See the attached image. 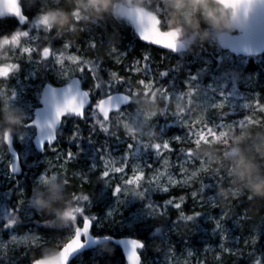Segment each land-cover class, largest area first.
<instances>
[{
    "label": "rangeland",
    "instance_id": "1",
    "mask_svg": "<svg viewBox=\"0 0 264 264\" xmlns=\"http://www.w3.org/2000/svg\"><path fill=\"white\" fill-rule=\"evenodd\" d=\"M51 3L52 5H57L58 2L62 4L66 2V0H23V7L27 11H30L33 15L37 14V11L43 9V6L46 3ZM26 5V6H25ZM35 17V16H34ZM34 17L32 19H34ZM37 18V17H36ZM167 18L165 19V24ZM45 21L41 20V27L43 28V23ZM76 27V26H75ZM31 24L29 29H31ZM166 31L172 32L175 36L179 38V42L181 44L182 37L180 33H176L171 28L167 27ZM44 29V28H43ZM77 33L79 38L81 39L83 49L80 53H75L73 55H79L80 57L86 59L88 56L94 55L98 50L104 53V59L106 62L111 63L115 69H121L123 74H127L128 78L131 80V77L140 76L141 78H145L143 69L145 67V63H141L139 59H130L129 55L131 52L135 51V44L132 42L131 39H127L124 44L118 42L117 44H113L111 42L103 43L99 40L97 42V48L95 50L91 49L89 46V39L96 38L95 29L90 27V24H85L82 26H77ZM23 35V34H22ZM219 35L213 37L212 41H215L217 44ZM3 44V41L0 43ZM6 45L10 44V41L5 43ZM184 49V48H183ZM126 54L123 55V54ZM119 55L122 63L117 64L115 63V56ZM60 55L59 61L62 58ZM3 58H8L7 55H3ZM64 58V57H63ZM158 59V60H157ZM69 60V67L73 63L68 57ZM139 60V63L136 67L142 69L140 74H136L134 71L129 72L128 67L131 66L134 61ZM157 63L163 65L165 68L173 62L174 58L172 56L163 57L161 53H156V57L152 61H156ZM7 63V62H6ZM151 69L152 76H155L158 72L157 69L151 64H149ZM233 63H230L225 68L218 69L216 71L212 70H200L197 73H191L189 69H184L183 78H181V83L186 89V82L188 81L189 77L193 75L198 76V80L196 83L200 85V88L204 91L209 92V103H218L223 101L225 104L226 110H233L239 111L244 109L242 106L244 103H250L248 100V95L242 93L240 88L244 90H250L255 86V79L254 74H235L233 72ZM206 71V72H205ZM36 72V68L31 70H27L22 78L18 76H12L8 80V85L0 83V105L2 108L3 114H8L11 112H15L19 117V122L16 125H24L27 117L29 119L32 118V111L31 113L28 111L30 102L27 96H31L36 92V86L38 84L33 80L32 75ZM177 71H174L176 73ZM74 74L81 75L78 71ZM226 84V87L222 89L223 97L220 96L218 93L221 90L220 85ZM14 89L17 93L16 100L12 102V97L10 95V89ZM211 89H215L217 91H210ZM40 88V87H39ZM169 90L179 92L176 89L169 87ZM187 90V89H186ZM195 91V90H193ZM39 94V93H38ZM160 102H156L158 107L163 109V114L155 115L147 124L146 127L140 129L139 132H133L131 135L127 134V137H124L120 140L130 139L134 137L138 142V146L140 147L141 144H146L149 140H155L157 136L160 135L159 129L163 126L165 129H168L169 126L177 128V130L181 131H174V133L168 138L170 140L171 147L176 145V149L178 145L181 144H188L194 145L190 141L187 143H177L173 137L182 136L186 137L188 129L182 128L178 124L174 123L172 118H176L177 120L181 119L183 116H187L189 120L193 122H198L205 116L204 108L206 106H202L198 101L191 100V102H187L183 99L177 98L175 96L169 97L163 94H160ZM208 99L201 95L200 100L203 101ZM142 108V107H141ZM223 109V110H224ZM222 110L217 109L216 111H209L206 115V120L209 124L213 122H217L218 119H221ZM142 113L143 108L141 110H136L132 115L128 114H121L116 120L122 121V124L125 128V125H134L137 128H140L142 124ZM264 115V114H263ZM220 117V118H219ZM253 119H263L262 115H255L251 117ZM187 122V121H186ZM192 128L194 130L198 128H202V125H197L192 123ZM249 128V126L244 127L243 129ZM23 132V131H22ZM22 132H17L16 136L22 134ZM235 131L226 129L224 131V135L217 138L213 136L210 140L201 137V141L199 144L202 143H209V144H217L220 140L228 141L230 138L229 133L234 134ZM126 133V132H125ZM14 138V137H13ZM167 138V137H165ZM195 137H192L194 139ZM32 136L26 137L23 141L19 140L18 138H14V144L16 145V149L19 153V158L24 167L32 166L34 169L39 170L35 176V184L41 191H44L45 184L49 179L56 180L57 182H64V169L60 168L59 165L63 164L62 159H57V155L61 157V153H53L50 157L48 154L40 155L39 157L33 158L32 151V144H31ZM132 142L131 140L126 141L124 144H120L117 141L111 142V149L112 152L117 156H122L127 151V143ZM3 139L0 141V153L4 151L2 148ZM162 156L165 157L163 160H158L155 157L154 152L151 150H146L142 152L138 156V161L130 160L128 165V174L132 175V165L133 163L140 162L141 166L143 167L144 171L146 172V179L151 177L154 173L155 169H160L163 171L162 168H170L171 164L169 163L168 158L175 163L177 159V154L168 153L167 150H161ZM217 156L221 157L220 164L214 162V157L210 156H199L196 158V165L189 166L188 168L184 169V176L187 179L188 188L187 189H179L175 188V190L180 192H187L189 195V200L194 201L191 198L190 193L192 191H196L197 185L196 182L199 178L207 177L213 178L217 182L224 183L227 187L225 189L226 196L215 195L217 204L219 205L218 208H212L210 205L201 207L200 203L194 201L192 206L190 207V212L193 213L195 211L203 212V214L198 217L196 220L189 221L185 219V221L173 223L169 230H166L163 235V245L159 248L156 252V255L153 258V263L151 264H166L165 261V253L168 245H172L174 252L170 254L169 259L171 260V264H210L207 259H205V253L209 256V259L214 260L215 263L220 264H252V258H250L249 253H253L255 249V245L252 244V239L256 238L258 240L259 235L261 232H264V218L257 220L256 224L253 226H248L243 220L240 222L241 226H237L233 223V220L243 216V211L239 212V209L235 207L236 201L243 200L245 197L248 199L249 195L246 190H236V186L231 183L233 177L231 175L230 168L226 169L228 156L224 160V156L226 155L225 152L216 153ZM47 161H51V167L46 163ZM166 162V163H165ZM151 163L153 165V169H149L147 164ZM8 161L5 160L4 163L0 164V200L2 197L6 196V190L10 189L13 190L14 185V177L10 175L8 172L9 168L7 167ZM229 167V166H228ZM45 168H49V175L47 176L46 181H40L39 176L45 173ZM56 169L61 174L58 175L55 172H52V169ZM214 169H218L214 171ZM175 176H179L178 169H172ZM30 172V171H29ZM32 172V171H31ZM88 173V172H87ZM39 174V175H38ZM29 177V175H28ZM221 177L223 179L221 180ZM76 179H80V182H83V178L78 173L75 176ZM138 180L142 179L141 177H137ZM92 183L90 186L91 194L90 196L93 199V203L91 207H94L96 210V217L98 218L99 223H94V233L99 234V231L102 229L113 228L114 233L123 232L129 234H138L139 231L146 229L149 227V214L146 210L145 202V189L138 186L135 181L131 184L125 185L123 190L122 199H125L126 202L124 205L117 206L115 204V198L112 196V190L108 188V185L104 183L102 180L99 179V175L97 178L92 179ZM118 182V175L113 178V186ZM146 183V182H145ZM167 185V178H164V182L161 185ZM173 190V189H172ZM172 190L170 192H172ZM22 190L20 189L14 195L13 203H17V197L19 192ZM133 191L142 193L141 198H137ZM168 194V193H167ZM165 195L162 192H154L150 193V198L153 197H160ZM239 197L240 199H236ZM30 197L25 199V210L23 211L24 214L29 215L33 208L30 206ZM235 207V208H234ZM118 208V211H114L112 217L107 218V213L113 209ZM221 209H223L227 214V220L222 222L226 228L228 233V240L221 241L219 232L216 234L213 233L214 224L209 219V216L218 217L220 215ZM26 218V217H25ZM28 218V217H27ZM149 222V223H148ZM148 223V224H147ZM257 226H260L257 231ZM17 229H8L6 231L0 230V243H6L12 235H22L25 233H36L39 236H43L39 234L34 225L25 226L24 224H19ZM175 228L174 231L172 229ZM72 234H67L65 236V241L71 236ZM166 242L168 245H166ZM224 243V249L220 248V244ZM28 246L35 244L36 247H40L44 244L37 243L34 237H29L27 241ZM23 247L20 248H9L6 250V255L0 257V264H25L21 261L18 257H13L12 253L16 251H20ZM113 246L110 245H103L102 247L96 248L91 250L88 254H83L78 257L73 264H124L123 259L120 257H112L113 253ZM225 249H231V253L226 251ZM191 251L193 253L192 256H188V252ZM98 253L104 254L103 258H100ZM220 256V259L217 260L216 257ZM150 264V263H149Z\"/></svg>",
    "mask_w": 264,
    "mask_h": 264
},
{
    "label": "snow or ice",
    "instance_id": "2",
    "mask_svg": "<svg viewBox=\"0 0 264 264\" xmlns=\"http://www.w3.org/2000/svg\"><path fill=\"white\" fill-rule=\"evenodd\" d=\"M26 6V5H25ZM260 9H264V5L260 6ZM122 12L129 13L126 16V21L134 28L136 34L142 41L147 42L150 45H156L161 48L160 45L153 44L150 40H147L144 36V33L141 27L138 25L135 17L130 14L129 9H122ZM5 17H15L18 21L19 25H24L29 23L28 17L24 14V7H22V3L17 4V11L15 14H9L5 11H0V19ZM31 21V27L33 33L30 34L27 30H21L17 28L14 32L10 35L0 36V39L9 40L13 35L18 33H23L24 37L27 40V46L23 49L17 48L15 51L17 53V61L15 63V67L9 70V74L7 77L0 79V83L7 84L10 77L14 76L20 68V59H26L29 62H33L37 66H41L46 61H53L54 68H55V75L58 80L63 81V87L56 88L52 86H48L45 88L42 102L45 105V108L42 113L37 114L36 119H29L27 117L24 129L21 135L15 136L19 140L23 141L26 137L34 136L38 147L41 151L46 152V150L50 149L53 153L59 152V150L55 147L58 143V137L62 135L59 131V126L64 122L65 118L67 117H75L79 120L85 121L86 124L89 125V132L91 134H95L96 127L98 122L104 119L101 111L99 110L100 105L102 104H111L115 111H112L108 115V119L111 120L114 116L119 117L122 113L125 112L126 106L131 105L132 97L136 95V91L132 87L131 80L129 78H125L123 76H119L116 71H111L105 69L103 64L97 62L94 59H84L79 55H69L67 54L68 51L73 47L70 43H63L61 49H55L52 44L48 45H40V34L42 31L41 28V20L36 18ZM124 21V20H122ZM222 40L225 41V47L231 49L233 51H249L253 45L256 46H264V15L253 16L251 15L246 28L239 32L236 35H232L230 37H222ZM89 46L91 49L95 50L97 48L96 40L89 39L88 41ZM177 50L183 49L182 44H177ZM171 52H174L173 49H166ZM65 52L69 59L73 61L71 66H68L67 60L64 61V64L59 62V58L61 52ZM123 55L126 56L124 53ZM143 61L145 62V67L143 69L145 79H139L137 84L147 88H156L161 94L165 96H175L177 98L183 99L187 102H191V100L198 101L202 106H206L204 108L205 116L198 122H193L188 119L187 116H183L181 119L177 120L176 118H172L174 123L178 124L182 128H187L188 132L186 137L176 136L173 137L177 143H187L191 142L194 145H198L201 141V137L205 139H211L213 136L219 138L224 135V131L226 129L239 131L242 130L246 126H264V119H253L249 116H245L243 119L232 123V122H225L222 119H218L217 122H213L209 124L206 120L207 113L211 111H216L217 109L223 110L225 108V104L223 101L218 103H209V96L208 91H204L200 88V85L196 83L198 80L197 75H193L189 77L186 84V91H170L169 87L162 86L161 84L157 86L159 81H156L152 77L151 69L148 65V61L151 59L150 54L145 53L142 57ZM115 63L120 64L122 60L119 55L115 56ZM139 63V60L134 61L131 66L128 67V71H134L136 74H140L142 69L136 67ZM85 69L90 74L93 80V86L91 89L84 90L80 87L81 84V77L83 76ZM179 69L177 65L171 71H176ZM78 71L81 76H75L74 73ZM169 70H163L159 72L160 80L168 75ZM226 87V84L220 85L219 95L223 97L222 89ZM138 88V87H137ZM10 95L12 97V102L16 100L17 93L14 89L9 87ZM122 89V91H121ZM195 90V91H193ZM210 91H217L215 89H211ZM201 95L208 97L203 101L200 100ZM94 96L96 97L95 102H93ZM258 97V96H257ZM75 98L78 104L79 113H71L64 116H59L50 111L48 105L51 104H62L64 102L72 103V99ZM244 109L249 111H259V113L264 114V103H260L259 99L257 98L255 106L251 103H244L242 106ZM227 112H223L220 117L227 116ZM219 117V118H220ZM187 121V122H186ZM192 123L197 125H202V128H198L194 130L192 128ZM78 127V126H77ZM101 131V130H100ZM161 133L163 129H160ZM13 137H10L8 142L4 145V151L0 153V164L4 163L5 160L8 161L7 167L9 171L12 173L19 172V156L16 151L13 150ZM83 140V132L82 130L73 131L71 136L69 137L68 143L71 145L75 143L77 138ZM192 137H195L192 139ZM131 140L132 142L127 143V151L119 157L113 156L111 154L110 149H96V156L97 153H103L98 156L99 161L103 165V170H100V164H93L89 167L88 173L82 172H75L73 173V177H75L78 173L83 178V183H88L89 180L87 177L90 173H95L99 171V179L102 180L104 183L108 185V188L112 190V196L115 198V204L117 206L124 205L126 200L122 199L124 186L131 184L133 181L142 188L145 189V203L149 206H155L160 210V215L162 217H168V209L171 208L177 211V219L184 220L187 219L189 221L196 220L200 217L203 212L195 211L191 214L186 213L183 210V206L186 203V198L184 195H180L177 197H171L163 201V210H161V205H157L153 203L150 199L149 194L154 192H162L164 194L169 193L172 189L179 188V189H187L188 183L187 179L184 176V169L188 168L189 166H195L197 161L194 158V154L191 151V148H184L181 147L179 149V154L177 155L176 162L173 163L170 158L166 157L171 164L170 168H162L161 171L159 168L154 170V173L151 177L146 179V172L144 171L143 167L141 166L140 162L133 163L132 165V175L128 174V165L130 160L138 161V156L142 153V149L138 146V142L134 137L130 139L120 140L117 139L116 141L120 144L126 143V141ZM91 139H89V143H91ZM47 145V147H45ZM78 152L74 154L71 149H69L66 153V159H64L63 164L59 165L60 168L64 169V176L65 179L70 182L67 177V165L78 159L80 154V144H76ZM161 148L167 150L168 153H173L175 150L170 145V140L162 136V141L159 145H154L152 151L155 154V157L158 160L165 159L162 156ZM147 149V146H145ZM59 154L57 155V159H59ZM49 167H51V161L46 162ZM149 169H153V165L151 163L147 164ZM179 170V176H175L172 169ZM52 172L60 175L61 173L56 169H52ZM49 175V168H45V173L39 176L40 181H46L47 176ZM118 175V182L113 186V178ZM137 177H141L142 179L138 180ZM167 178V185L168 186H161L164 182V178ZM223 177H221V180ZM146 182V183H145ZM212 184H208L205 182H201L200 187L196 191H192L190 193L191 198L194 201L200 203V206L203 208L205 206L210 205L212 208H218L219 205L217 204L215 195L205 196V192L207 189L212 188ZM75 196V193H74ZM86 201V207L82 210L81 216L79 218L78 224L75 228V234L70 239L67 244L63 246L61 249L64 256H65V264H69L71 257L80 252L87 244L88 241L91 240L92 244L96 245L99 242V238L93 239L90 236V231L92 228L93 223H99L98 218L94 214H90L91 206L93 203V199L90 195H83L82 197ZM236 199H240L236 197ZM178 201V202H177ZM25 201L23 199V193L19 192L17 197V208L13 211H8L4 217L6 223L4 224L5 229H9L14 227L17 223H19L18 213L20 211H24ZM81 211V210H77ZM114 211H118V208L113 209L107 213V218L112 217ZM209 219L213 222L214 228L213 233L216 234L219 232L220 240L227 241L228 240V233L226 228L222 222L227 220L226 212L221 209L220 215L218 217L209 216ZM246 217L240 216L239 218L233 220V223L236 224L238 227L241 226L240 222L245 220ZM177 221L175 220L173 223L175 224ZM260 226H257V231ZM175 228L172 229L174 231ZM156 233H160V229H156ZM34 237L37 243H49V241H45L36 233H25L22 235H12L6 243H0V257L6 255V250L9 248H20L23 247L25 250V254H27L30 250H33L36 245L32 244L28 246L27 241L29 237ZM83 237V239H82ZM105 239L109 240V236H104ZM124 245L125 249V257L127 260V264H142V260L140 255L138 254L139 251L144 249V244L142 241L129 239L126 241L120 242ZM252 244H257V239H252ZM166 245L168 243L166 242ZM59 247V245H57ZM224 243L220 244V248L224 249ZM229 253H231V249H225ZM134 252L136 255H134ZM174 252L173 246L168 245L165 253V261L166 264H171V260L169 256L171 253ZM97 255L100 258L104 257V254L98 253ZM193 253L191 251L188 252V256H192ZM250 258H252V264H264V258H255L253 253H249ZM217 260L220 259V256L216 257ZM30 264H41L39 260H35L34 262L30 260ZM178 264V262H177Z\"/></svg>",
    "mask_w": 264,
    "mask_h": 264
},
{
    "label": "trees",
    "instance_id": "3",
    "mask_svg": "<svg viewBox=\"0 0 264 264\" xmlns=\"http://www.w3.org/2000/svg\"><path fill=\"white\" fill-rule=\"evenodd\" d=\"M22 4H23V0H22ZM70 7L71 6L66 2L63 4L61 2H58L57 5H52L49 2L43 6V9H63L65 11H68L70 10ZM141 7L153 13H156L160 19V25L162 29L164 30L168 29L167 28L168 26L165 24V19L168 16V9L162 3V0H145L144 5ZM24 10H25V14L29 19V23H27L23 27H20L18 23L13 19L11 20L0 19V36L10 35L17 28H20L21 30H27L30 32V34L33 33L32 28L29 29V26L31 24V21L33 20L32 18L38 14L40 9L37 11V14L34 15L30 11H27L26 9ZM80 15L81 14L79 12L73 13V16L75 17L73 23L75 24L76 27L77 26L80 27L85 24H90V27L95 29L94 31L96 34L95 40H99L105 44L106 42H111L113 44H117L118 42H120L121 44H124L127 41V39H131L132 42L135 44V51L130 53L129 58L130 59L137 58L141 61L142 64L145 63L142 59L143 55L145 53L150 54L151 59L147 63L151 64L152 66L155 65L158 72L155 76H152L150 78H154L156 81H159L157 86L161 84L162 86L176 89L179 92L186 91L185 87L181 83V78H183L184 75L183 74L184 69H189L191 73H197L198 70H200L201 72L203 70L216 71L218 69L227 67V65L230 63H233L234 66L233 72L235 74L237 73L254 74L255 86L250 90H244L240 88V91L248 95L249 97L248 100H250V103L253 106H255L257 98L259 99L260 103H264V54H261L260 56H248V58H242V57L235 58L229 55L226 51L224 52L216 44L215 41H212L213 37L210 41L206 43H201L198 41L197 43L192 44L189 48L182 49L180 52H178V54H174L168 51L163 52L158 49H153L150 46L141 43L138 40V38L135 37L132 27L126 21H122L124 19L121 16L114 17L112 15H104L102 18L99 19L92 18L89 20H82L80 19ZM172 30L176 31V33H179V31L176 29H172ZM22 34L23 33H18L16 35H13L9 40L0 39V43L3 41L4 44V45L0 44V64H7L8 66L11 67V69L15 67V63L17 61V53L15 50L17 48L23 49L24 47L27 46V40ZM39 34H40L39 43L42 46L52 44L55 49H61L62 44L67 42L73 45V47L67 53L69 55L80 53V51L83 49L81 39L79 38L77 32L72 33L65 31V33L62 36H57L55 29L46 32L42 28V31ZM7 41H10L9 45L5 44ZM156 53H161L162 56L165 58L166 56H172L174 60L173 62L171 61V63L165 68L163 65L157 63L158 59L156 61H152L156 57ZM67 54L63 51L61 52L62 58L59 61L61 64H64V61L67 60L68 62L66 63L70 65ZM3 55H7L8 58H3ZM86 59H94L97 62L103 64V67L105 69L116 71L119 76L128 78L127 74H123L121 72V69H115V67L112 66L111 63L106 62L104 59V53L101 52L100 50H98L94 55L88 56ZM19 63H20L19 71L15 74V76H18L19 78H22L27 70L36 68V72L32 75V78L38 84V86H36L37 90L35 94L31 96H27L30 102L28 111L31 113V111L38 106L37 98L40 90L39 87L44 82L50 81L53 85L58 86L61 85L63 81L57 79L55 75V68L53 65L54 62L51 60L44 62L41 66H37L33 62H29L26 59H20ZM177 65L179 66V69L176 70L177 71L176 73H174V71L171 70L174 69ZM163 70H169V72L166 77L160 80L159 72ZM81 79L83 81V87H86L87 89L92 88L93 80L90 74L87 72V69H85V72L81 77ZM139 79H145V78H141L140 76L131 77L132 87L134 88V91H136L137 94L133 96L132 104L126 107L125 112L122 114L132 115L136 110H141L143 102L149 99L155 102H160L161 93L156 88H147L138 85L137 81ZM95 99L96 97L94 96L93 102H95ZM222 112L228 113L227 116L221 117V119L225 122L235 123L240 119H243L245 116L252 117L253 114L262 115L264 119V115L262 113H259L258 110L249 111L247 109H242L239 111L233 110V112H231L230 110L224 109L222 110ZM4 116L5 114L2 113V108L0 105V129L7 126L3 120ZM16 126L17 127L14 126L13 132L11 134L12 136H14L15 139L17 132H22L24 129V125H16ZM160 129H163L162 133ZM160 129H159L160 135L157 136L154 141L149 140L148 142H146V144L140 145L142 152L146 150L152 151L154 145H159L161 143L162 136L169 138L174 133V131H181V130H177V128L172 126H169L168 129H165L163 126H161ZM79 130H82L83 132V140L79 139L78 137L75 143L70 145L68 143V140L69 137L71 136V133L73 131H79ZM60 132L62 133V135L58 137V143L55 145V147L61 153L60 159H62L63 162L64 159H66L67 151L71 149V151L74 154H76L78 152L76 144H80V154L78 156V159L70 162L66 166L67 177L70 180V182H68V180L66 179L64 181L65 183L64 191L72 200L70 211L65 213V215L69 218L70 223H68L67 226H63L54 217L50 215H45L43 213L37 214L34 209L29 215L24 214L23 211H20L18 213V219L20 222L10 229L18 230L19 224H24L25 226L34 225L35 230L43 236V239L45 241H49V243H44V245L40 247H35L33 250H30L27 254H25L24 248H22L20 251H16L12 253V256L14 258L18 257L25 264H30V260L33 254L35 256H39L41 252L57 251L63 244L66 243L65 236L67 234L72 233L75 230L79 218L81 216V212L86 207V201L82 198L83 195L91 194L90 186L91 183L93 182L92 179L97 178V176L99 175V171L103 170V165L98 159V156L103 153H97L96 156L95 150L110 149L111 154L113 156H116L112 152L111 142L116 141L117 139H122L124 137H127L122 121L116 120L115 116L111 120L103 119L102 121L98 122L95 134H91V135L89 132V125L86 124L85 121L76 118L71 119L67 117L62 123ZM246 134H251L253 137L256 138L255 142H259V139L264 137V126L257 127L250 125L249 128L235 131L233 136L242 138L243 142L240 144L234 143L233 139L229 138L228 141L220 140V142H217V144L214 143L209 144L207 142L198 145L181 144L177 146V149H176V145H174L172 146V148L175 151L171 154L178 155L179 149L181 147L191 148V151L194 154V158L196 159L197 157L203 155L201 152L198 151L201 148H207L210 152L213 149H218L217 153L225 152L226 155L224 156V160L228 156V161L226 166L227 169L230 168L229 158L232 156L234 148L237 147H239L240 149L252 148L253 140L247 139ZM89 139H91L92 141L91 143H89ZM146 145H147V149H145ZM2 148L4 149L3 146ZM162 149L163 148H161V150ZM32 153L33 155H35L33 158L39 157L42 154L43 155L48 154L50 157L53 155V152L49 149L40 155L37 154L35 151H32ZM93 164H97V165L100 164L101 165L100 170L95 173L89 174V176L87 177V179L89 180L88 183L80 182L79 178L76 179L75 177H73V173L75 172L87 173L89 171V167ZM37 169H34L32 166L29 167L23 166V172H22L23 174L16 178L14 177L13 190L10 191L12 187L6 190V196L2 197V199L0 200V230L2 231L8 230L3 227L4 224L6 223L4 217L8 211H13L17 208V203L16 204L13 203V200L15 198L14 197L15 193H17L21 189L22 190L21 192L23 193V199L25 200L28 199V197L30 196L33 197L36 191H41L34 182L35 176L37 175L36 173L39 171ZM202 181L213 185L212 188L206 190L205 196L219 195L220 190L221 189L225 190L227 187L224 183L217 182L213 178L203 177L197 180L196 182L197 189H199ZM180 195H184L186 198V203L183 206V210L186 213L190 212V207L192 206V203L194 201H190L188 193L184 191L180 192L173 189L172 192H169L168 194H165L158 198L153 197L150 199L153 203H156L157 205L160 204L161 210H163L164 200L171 197L178 198ZM235 207L239 209V212L240 210L241 212L243 211L242 215L243 217H246V219L243 220V222H245L248 226H253L256 224L257 220L264 218V200L249 199V198L247 199L245 197L243 200L236 201ZM78 209L81 211H77ZM146 210L149 214V218H148L150 222L149 227L139 231L138 234H134V235L129 234V235L134 236L137 239L140 238L145 246L144 249L141 250L142 262H143L142 264H149V263L151 264L153 263L152 260L156 255L157 250L161 248L163 245V238H164L163 235L165 231L169 230V227L173 224L175 220L177 222H182L185 221V219L184 220L177 219V211L171 208L168 209V213H169L168 217H162L160 215V210L155 206H149L146 204ZM90 214L96 215V210L94 207H91ZM157 228L160 229L159 234L156 233ZM103 234L111 235V236L112 235L124 236V237L128 235L127 233H123L119 231H117V233H114L113 228L102 229L101 231H99V235H103ZM57 245H59V247ZM253 252L255 258H260V257L264 258V232L260 233L259 238L257 240V244L255 245V249L253 250ZM88 253L89 252H86L85 254ZM112 257H114V259L115 257L117 258L120 257L122 259V254L118 249L114 248ZM205 259H207L210 264H220V263H215L214 260L212 259H209V256L206 253H205ZM73 263L74 261L71 264Z\"/></svg>",
    "mask_w": 264,
    "mask_h": 264
},
{
    "label": "clouds",
    "instance_id": "4",
    "mask_svg": "<svg viewBox=\"0 0 264 264\" xmlns=\"http://www.w3.org/2000/svg\"><path fill=\"white\" fill-rule=\"evenodd\" d=\"M71 7L70 10L63 9H41L37 14V19L45 21L44 30H56L57 36H62L65 31L75 33L77 31L73 20V13L79 12L80 19L89 20L92 18H102L104 15L125 16L127 13L122 9L129 7H141L145 0H66ZM168 9L167 26L179 31L183 48H189L192 44L206 43L212 37L221 33L234 31L230 13L222 10L218 0H162ZM6 7V5L4 6ZM203 26V27H202ZM51 107V103H50ZM142 113V124L140 128L134 125H125V132L131 135L146 127L148 122L157 114H163V109L159 108L155 101L151 99L144 101ZM20 117L11 112L3 117L6 127L0 129V141L3 134L11 136L13 128L19 122ZM231 139L236 144L242 143L241 137L232 136ZM247 139L253 140L251 149H233V154L229 158V166L233 177L231 183L236 186V190H246L249 199L264 200V137L255 142L256 138L251 134H246ZM147 146V145H146ZM204 156L214 157V162L220 164L221 157L217 156L218 149L211 152L207 148L198 150ZM166 163V162H165ZM218 172V169H214ZM65 183L49 179L44 191H36L30 198V206L37 214H45L54 217L61 225L67 226L70 223L65 215L72 205L71 198L64 191ZM137 198L142 197V193L133 191ZM220 195L226 196L225 190H220ZM58 251L41 252L39 256L33 254L31 260L45 261L52 256H58Z\"/></svg>",
    "mask_w": 264,
    "mask_h": 264
},
{
    "label": "water",
    "instance_id": "5",
    "mask_svg": "<svg viewBox=\"0 0 264 264\" xmlns=\"http://www.w3.org/2000/svg\"><path fill=\"white\" fill-rule=\"evenodd\" d=\"M20 2H21V0H0V11H5L9 14H15L17 11V4ZM218 2L222 6V8H225V9L231 11L230 17H231L232 24H233V27L235 29L234 31L236 34H238L239 32L243 31L246 28L251 15H253V16L264 15V9H260V6L264 5V0H218ZM5 5H6V7H4ZM127 9H129L130 14L133 17H135L138 25L141 27V29L144 33L145 38L147 40H150L153 44L160 45L161 48H159L156 45H150L147 42L142 41L139 38V36L136 34V32L133 28L135 35L137 36V38H139V40L141 42L148 44V45L152 46L153 48L155 47L157 49H162L164 51H166V49H173L174 51H177V47H176L177 43H176L174 37L168 36L161 31L158 18L154 14H151L144 9H141V8L139 9L136 7L135 8L129 7ZM128 14L129 13H127L125 15V17ZM5 18H9V19L13 18L14 20H16L15 17H5ZM21 26H23V25H21ZM236 34L224 33L223 35H221L219 40H218L219 46H221V48L224 51L225 50L228 51L230 54H232L235 57H237V56H241V57L258 56V55L264 53V46L253 45L249 51H233L231 49L224 48L225 47V41L222 40V37H230V36L236 35ZM9 70H10L9 67H7L5 65H1L0 66V79L7 77L9 74ZM48 86L56 87L59 89V88L63 87L64 85L61 84V86H54L51 83H45L41 87L42 90H41L39 98H38L39 106H38V108H36L33 111V113H34L33 119H36L37 114L42 113L44 108H45V105L42 102V97H43V93H44L45 88ZM80 87L82 89H84L81 84H80ZM84 90H86V89H84ZM48 107H49L51 112L58 114L59 116H64V115L71 114V113H77V114L79 113L78 104H77V101L75 100V98L72 99V103L64 102L62 104H51V107L49 104ZM99 110L101 111L103 117H108L110 112L115 111V109H113V107L110 103L100 105ZM60 127H61V125L59 126V129H60ZM10 137L11 136H9L8 133H4V135H3L4 144H6L8 142ZM32 146H33V149H35V151L37 153L40 154L41 152H43L38 147V144H37L34 136L32 138ZM45 147H47V145H45ZM13 150L16 151L14 149V147H13ZM19 169H20L19 172L12 173L9 171V173L13 176H16V177L20 176L22 174V167H21L20 161H19ZM74 234H75V232H74ZM90 236L93 239L99 238V242L96 245H94V244H92V241L89 240L88 244L80 252L74 254L71 257L70 262L73 261V259H75L77 256H79L83 252L97 248L98 246H103V244L111 243L117 249H119V251H121V253L123 255L124 263L127 264V260L125 257L124 245H122L120 242L129 240V239H135V238H131V237H127V236L126 237L109 236L110 239L107 240L104 238V236H106V235H103V236L93 235L92 229L90 231ZM72 237L69 238L67 240V242L70 239H72ZM82 239H83V237H82ZM135 240L140 241V239H135ZM62 248L63 247H61L58 250V252H59L58 256H52L45 261H40L41 264H65V256L61 250ZM138 254L140 255L139 252H138ZM134 255H136L135 252H134ZM140 257H141V255H140ZM137 264H138V262H137Z\"/></svg>",
    "mask_w": 264,
    "mask_h": 264
}]
</instances>
